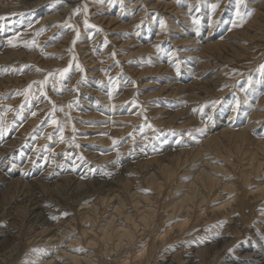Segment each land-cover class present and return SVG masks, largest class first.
Instances as JSON below:
<instances>
[{
  "label": "rangeland",
  "instance_id": "374dc122",
  "mask_svg": "<svg viewBox=\"0 0 264 264\" xmlns=\"http://www.w3.org/2000/svg\"><path fill=\"white\" fill-rule=\"evenodd\" d=\"M70 1L74 4H70ZM263 1L219 0L220 7L215 12L211 5L218 0H6L0 4V17H3L0 19V155L5 149L3 144L18 135L8 156L13 171L28 172L34 169L35 163H44L49 165L51 172L57 168L80 173L88 169L96 172L98 168H91L89 162L96 158L104 159L102 165L107 168L112 160L124 153L130 158L155 157L148 156L145 161L132 160L134 163L125 164V178L132 181L129 193H120L121 187L118 192H106V189L77 186L71 182L54 184L46 181L40 187L21 175H15V183L0 180V232L5 231L0 233V264H22L31 254L41 253L33 249L44 250L42 260L36 264H72L68 257L70 253L77 256L82 264H97L99 259L103 264H113L115 258H122L131 252L130 245L113 250V245L108 244L104 249L97 250L88 243L98 225H106L110 217H114V223L122 221V215L116 216L114 210L119 202L124 204L128 214L152 207L159 217L165 211V202L174 199L176 194L183 196L189 183L199 172L207 169L220 181L218 189L217 186L213 188L210 195L213 200L216 199L212 200L213 206L232 201L231 192L222 186L232 182L234 175L245 169L250 143L238 140L231 131L247 128L252 135L264 136V116H259V113H264V40H260V58L247 66L226 55L229 52L226 49L232 44H250L243 33L257 35L258 32L248 27L259 11L257 6ZM238 2L242 12L252 14L246 16L242 26L234 27L232 21L236 19L235 5ZM85 6L87 12L83 11ZM85 20L95 27L86 26ZM194 20H199V23H194ZM9 40H13L16 46L10 45ZM32 41L36 42L32 47H25V42ZM69 64V72L61 78L56 70L69 67ZM77 64L83 71L77 69ZM49 72L56 74L48 78L44 86L47 95L44 96L39 90L40 86L33 82L43 81ZM219 72H223L219 80L221 85L215 88H206V84L201 86L203 81ZM198 74L206 76L196 79ZM193 82L198 83L195 88L191 84ZM29 84H33V87L27 96L22 95ZM129 85L131 92L125 93L123 88ZM180 86L187 90L185 96H181ZM219 86L224 91L214 95L213 91ZM82 88L87 90L82 91ZM76 95L78 98H75ZM79 101H83V104ZM66 104L68 109H65ZM53 105L55 112L51 111ZM258 117L259 123L254 127ZM53 119L57 124H52ZM29 121L31 126L23 130L22 125ZM68 124H71L70 130L64 131L61 141L56 134H59L60 128L65 130ZM212 139L216 140L208 145ZM113 141L116 143L113 144ZM204 146L206 149H203ZM200 149L204 153L197 155ZM92 153L97 156L91 158ZM261 156L264 158V152ZM160 164L174 167V176L166 179L158 175L164 185L161 193L157 192V203L140 202L136 205L137 199L153 194L147 181L154 176V169L161 174L157 171ZM225 167L231 168L229 172ZM262 171L258 178H253L259 181L255 188L264 183V169ZM199 190L201 197L205 191ZM89 191L92 193L88 194ZM86 193L94 196L89 206L95 205L96 212H91L89 206L76 204ZM259 209L260 221L255 222L263 226L264 200L260 201ZM52 215L59 221H67L64 229L53 238L50 236L54 231L39 224L41 219L46 220ZM89 215L97 218L96 224L85 220ZM177 216L166 218L168 228ZM236 216L233 213L229 218L234 220ZM207 217H211L210 212ZM207 217L202 224L184 233L179 242L165 244L164 252L172 248L174 252H179L184 247L176 263L184 264V260H179L190 254L189 246L193 239L198 241L195 244H200L201 248L206 247L212 244L211 241H219L221 233L226 230L227 237L223 239L229 240V244L225 249L198 256L199 264H221L225 256L236 251H231L234 237L240 236L239 243L247 238L244 227L238 230V235L235 230L237 224H229L226 215L221 219L214 217L210 220ZM85 229L86 234L83 232ZM141 232L137 236L143 234ZM162 232L163 228L152 231L157 236ZM255 232L248 233L252 235ZM260 233L263 234L264 230L260 229ZM260 238L264 245V236L260 235ZM138 239L136 243L140 242L141 237ZM157 246L158 254L161 243H157Z\"/></svg>",
  "mask_w": 264,
  "mask_h": 264
},
{
  "label": "bare ground",
  "instance_id": "6f19581e",
  "mask_svg": "<svg viewBox=\"0 0 264 264\" xmlns=\"http://www.w3.org/2000/svg\"><path fill=\"white\" fill-rule=\"evenodd\" d=\"M6 0H0V4H3ZM26 1V0H25ZM36 1V0H35ZM65 1V0H64ZM41 2V1H40ZM81 2V1H80ZM141 2V1H140ZM74 2L70 1V4ZM69 4V5H70ZM65 6V5H64ZM66 7V6H65ZM258 13L254 17L253 21L249 23V30L252 28V31L258 32L257 35H251V33H243V37L247 38V40L250 41V44L243 46V45H238V44H232L227 47V51L229 49V52H226V55H229V57H233L236 59L237 62L243 63V66H247V64L251 63L252 61L256 60V58H260V40H264V1L260 3ZM16 8V7H15ZM42 9V8H41ZM74 9V8H73ZM77 8H75L76 10ZM175 9V8H174ZM59 11V10H58ZM67 11V10H66ZM168 11V10H167ZM175 11V10H174ZM177 13V12H176ZM192 13V12H191ZM199 14V13H198ZM26 15V14H25ZM53 15V14H52ZM65 15V14H64ZM50 18V17H48ZM47 18V19H48ZM55 18V17H54ZM194 18V17H193ZM10 20V19H9ZM13 23V22H12ZM45 24V23H44ZM2 25V24H1ZM5 25V24H4ZM27 25V24H26ZM75 25V24H74ZM32 26V25H31ZM247 28V31H249ZM3 30V29H1ZM9 31V30H8ZM11 31V30H10ZM16 31V30H15ZM19 31V30H18ZM25 31V30H24ZM33 31V30H32ZM17 32V31H16ZM166 33V32H165ZM251 35V36H250ZM165 36V35H164ZM242 36V35H241ZM159 37V36H158ZM10 38V37H9ZM175 39V38H174ZM6 40V39H5ZM1 41V40H0ZM3 41V40H2ZM22 41V40H21ZM263 43V42H262ZM261 43V44H262ZM5 44V43H4ZM181 48V47H180ZM195 47H193L194 49ZM264 48V47H263ZM6 50V47H5ZM110 50V49H109ZM3 51V50H2ZM1 51V52H2ZM178 53V52H177ZM180 53V52H179ZM2 53H0L1 55ZM86 55V54H85ZM4 58V57H3ZM97 58V57H96ZM181 59V58H180ZM110 60V59H109ZM260 60V59H259ZM98 61V60H97ZM181 61V60H180ZM231 61V60H230ZM86 62V61H85ZM134 62V61H133ZM84 63V62H83ZM176 63V62H175ZM93 64V63H92ZM186 64V63H185ZM86 65V64H85ZM140 65V64H139ZM165 69V68H164ZM164 69H161L162 71ZM186 70V69H185ZM261 70V69H259ZM93 71V70H92ZM116 71V70H115ZM114 71V72H115ZM168 71V70H167ZM134 72V71H133ZM190 72V71H189ZM120 74V73H119ZM132 74V73H131ZM129 75V74H128ZM223 72L217 73L216 76L209 77V79H206L201 83V86L206 84V88H209L210 86L215 88L218 87V84L221 82L219 80L222 79ZM124 76V75H123ZM127 76V75H125ZM132 76V75H131ZM206 76L205 74H198L195 76L196 79L198 78H203ZM128 77V76H127ZM190 77V76H189ZM235 77V76H234ZM125 78V77H124ZM191 78V77H190ZM247 78V77H246ZM56 79V78H55ZM121 79V78H120ZM128 79V78H127ZM132 79V78H131ZM250 79V78H249ZM123 80V79H122ZM133 80V79H132ZM121 81V80H120ZM130 81V80H129ZM197 81V80H196ZM220 82V83H219ZM73 83V82H72ZM125 83V82H124ZM133 83V82H131ZM193 84V88L196 87V84L198 85L197 82L191 83ZM222 84V83H221ZM220 84V85H221ZM81 86V85H80ZM91 87V86H90ZM117 87V85H116ZM178 87V84L176 85ZM184 86L179 87V91L183 93L181 96H185L187 94V90L184 88H181ZM220 87V86H219ZM58 88V87H57ZM104 88V87H103ZM225 88V87H224ZM61 89V88H60ZM85 89V88H84ZM82 88V91L84 90ZM94 89H96L94 87ZM99 89V88H98ZM125 93H130L131 92V86H126L123 88ZM223 88H217L214 92V95L216 94H222L221 92L224 91ZM229 89V87L227 88ZM87 90V89H85ZM119 90V89H118ZM122 90V89H121ZM214 90V89H212ZM251 90V89H250ZM67 91V89H66ZM133 91V90H132ZM221 91V92H220ZM54 92V91H53ZM86 92V91H85ZM95 91H90V93H94ZM109 92V91H108ZM244 92V91H243ZM63 93V92H62ZM54 94V93H53ZM88 94V92H86ZM70 95V94H69ZM85 95V93H84ZM63 96V95H62ZM87 96V95H86ZM91 96V95H90ZM128 96V95H127ZM126 96V97H127ZM169 95L167 94L166 97ZM64 97V96H63ZM191 99L194 98V96H190ZM229 97V96H228ZM75 98H78L76 95ZM103 99V98H102ZM65 100V99H64ZM99 100V99H98ZM168 100V99H167ZM218 100V99H217ZM101 101V100H100ZM39 102V101H38ZM37 102V103H38ZM81 104H83V101H79ZM97 102V101H96ZM162 102V101H161ZM47 103V102H46ZM101 103V102H100ZM109 103V102H108ZM159 103V102H158ZM151 104V103H150ZM168 104V103H167ZM71 105V104H70ZM158 105V104H157ZM166 105V104H165ZM169 105V104H168ZM79 106V104H78ZM68 105H65V109H68ZM114 107V105H113ZM146 107V106H145ZM161 107V106H160ZM222 107V106H221ZM36 108V107H34ZM83 108V107H82ZM143 108V107H142ZM148 108V107H147ZM167 108V107H166ZM166 108L164 110H166ZM15 111V110H14ZM53 111V110H51ZM146 111V110H145ZM13 112V111H12ZM66 112V111H65ZM76 112V111H75ZM160 112H163L160 111ZM11 113V112H10ZM79 113V112H78ZM9 115V114H8ZM31 115V114H30ZM29 115V116H30ZM14 116V115H13ZM20 116V115H19ZM259 116H264V113H259ZM1 118V117H0ZM20 119V118H19ZM259 117L256 121V124L253 125L254 127H257L259 123ZM1 121V120H0ZM12 121V120H11ZM65 121V120H64ZM158 122V121H157ZM248 125V124H247ZM19 126V125H18ZM30 121L25 124L23 127V130H27L30 127ZM71 124H68V127L66 129H63V134L65 133L64 131L70 130ZM12 128V127H11ZM161 128V127H160ZM5 129V128H4ZM10 131V130H9ZM144 131V130H143ZM166 131V130H165ZM27 132V131H25ZM168 132V131H167ZM232 133L235 134V137L238 140H241L243 143L249 142L250 143V153L248 152L247 158H248V163L245 167L244 170H242L240 173L235 174L233 177L232 182H228L227 184L223 185L222 188L227 189L229 192H231V196L233 200H228V202L223 203L224 205L221 206H213V198H211V193L213 191V188H215L217 185L220 184V181H218L211 172L207 169L206 171H201L198 173V175L195 177L192 183H189L187 186V191L186 193L182 196H177V194L174 196V199L169 200L168 202H165L164 204V213L161 214L158 217V213L155 208H143L139 210V213H131L128 214L125 210V206L122 202H119L118 206L116 207L115 210V215H122V221H119V223H114V217H110V222L106 221L107 219L104 220L106 221V225H98L96 228L95 232H93L90 241L88 245L92 247L93 249H104L103 247L105 245H113V250H119L121 247L124 246V248L127 245H130L131 252L127 253L124 257L122 258H115L116 260L113 262V264H154V263H161V264H175L176 259L178 258V255L182 253L184 250V247L182 251L179 252H174L172 249L164 252V246L166 243L169 242H174L180 239V237L190 231L191 229L197 227L198 225L202 224L204 221H206V217L208 216L209 212L211 214L210 220L214 217L216 218H223L225 215L228 217L227 221H229V224L235 223V230L237 234L240 229L244 227L245 230V237L246 239H242L241 243H239V237H234V240L232 243L233 248L232 250H236L235 252H230L227 256H225L221 264H264V245L261 241L260 235L264 236V233H260V229L264 230V225L260 226V201L264 200V183L259 185V187L255 188L258 186L259 181L256 180L254 181L253 178H258L261 171L264 169V158L261 156V153L264 152V136L261 137V135H252V133H249V129L247 128H239L235 132L231 131ZM224 133H227L225 131ZM257 133V132H256ZM16 134V133H15ZM35 135V134H34ZM56 137H60L61 133L56 134ZM154 135V134H153ZM161 135V134H160ZM170 135V134H169ZM264 135V134H263ZM75 136V135H73ZM164 136V135H163ZM19 137L18 135L13 136L12 140H9L8 142H5L3 144V148H5L2 152V155H0V180L3 181H8L9 183H15L17 180L14 179L15 175H21L25 179H29L30 183L33 185H41L44 182H61L63 183H68L71 182L73 184H76L77 186L80 185H90L91 187H95L101 190L106 189V192H110L113 190L114 192H118V188L121 187L122 191L120 193L128 192L129 193V188H131V180H127L125 178L124 173V168L126 167L125 164L128 165V162H131L132 160H135L136 162L145 161L149 157L155 158L150 155L145 156V158H142L140 156H135V157H129L124 154H120L118 157H116L114 160H112L107 168L103 167V160H100V158H96V160H90V167L91 168H98L96 169L97 171H91L90 169L84 170V172H76L73 170H68V169H62V168H57L56 171L51 172L49 169V165H45L44 163H35L34 164V169L31 171L29 170L28 172L24 171H13V165H11V158L8 157L11 153V147L13 148V144L16 142V138ZM55 137V138H56ZM23 138V137H22ZM28 139V138H27ZM47 139V138H46ZM58 140V139H57ZM133 140V139H132ZM216 139H212L211 142L208 144L210 145L212 142H214ZM3 141V140H2ZM45 141V140H44ZM4 142V141H3ZM16 144V143H15ZM18 145V144H17ZM62 145V144H61ZM24 146V145H23ZM51 146V145H50ZM66 146V145H65ZM131 146V145H130ZM156 146V145H155ZM27 147V146H26ZM159 147V146H158ZM2 148V149H3ZM49 148V147H48ZM69 148V147H68ZM149 148V147H148ZM159 149V148H158ZM164 149V148H163ZM162 149V150H163ZM203 149H206V146L203 147ZM18 150V149H17ZM25 150V149H24ZM51 150V149H50ZM75 150V149H74ZM80 150V149H79ZM161 150V149H159ZM1 151V150H0ZM53 151V150H52ZM142 151V150H141ZM151 151V150H150ZM49 152V151H48ZM80 152V151H79ZM137 152V151H136ZM144 152V151H143ZM148 152V151H147ZM157 152V149H156ZM160 152V151H159ZM88 153V152H87ZM154 153V152H151ZM165 153V152H164ZM179 153V152H178ZM201 153H204L202 149L199 150L197 155H201ZM8 154V155H7ZM33 154V153H31ZM89 154V153H88ZM131 154V153H130ZM148 154H150L148 152ZM7 155V156H6ZM46 155V154H45ZM49 155V154H48ZM61 155V154H60ZM67 155V154H66ZM69 155V154H68ZM138 155V154H137ZM155 155V154H154ZM165 155V154H164ZM187 155V154H185ZM97 154L92 153L91 158H95ZM5 157V158H4ZM43 157V156H42ZM45 157V156H44ZM88 158V157H87ZM178 158V157H177ZM15 159V158H14ZM45 159V158H44ZM81 159V158H80ZM187 159V158H186ZM39 160V159H38ZM63 160V159H61ZM71 160V159H70ZM43 161V160H42ZM59 161V160H58ZM183 161V160H182ZM206 161V160H205ZM204 161V162H205ZM39 162V161H38ZM81 162V161H80ZM133 162V161H132ZM177 162V161H176ZM60 163V162H59ZM134 163V162H133ZM189 164V163H188ZM33 165V164H32ZM88 165V164H87ZM124 165V166H123ZM205 165V164H204ZM212 165V164H211ZM57 166V165H56ZM70 166V165H69ZM77 166V164H76ZM160 167L157 168V171H160L161 174L156 172V169H154V176L149 177L150 179L147 181V185L151 187L153 194L151 196H142L141 198L137 199L136 205H138L140 202H145L146 204H155L158 201L157 198V192L161 193L162 187L164 183L162 184L159 180L160 177L158 175H161L165 177L166 179H170L174 176V167L170 165H159ZM177 166V165H176ZM179 166V165H178ZM87 167V166H86ZM85 167V169H86ZM89 167V168H90ZM131 167V166H130ZM214 167V166H213ZM233 167V166H232ZM51 168V167H50ZM53 168V167H52ZM66 168V167H65ZM152 168V167H149ZM178 168V167H177ZM222 168V167H221ZM226 171L229 172L227 167ZM235 168V167H234ZM127 169V168H126ZM181 169V168H180ZM82 170V169H81ZM178 170V169H177ZM188 170V169H187ZM223 170V168H222ZM53 171V170H52ZM94 172V174H91ZM263 172V171H262ZM20 177V178H22ZM228 177V176H227ZM194 178V177H193ZM191 178V180L193 179ZM179 179V178H178ZM219 179V178H218ZM232 179V178H231ZM230 179V180H231ZM220 180V179H219ZM21 181V180H20ZM144 181V180H143ZM183 181V180H182ZM185 181V180H184ZM188 181V180H187ZM145 182V181H144ZM181 183V182H180ZM184 183V182H183ZM188 183V182H186ZM23 184V182H22ZM49 184V183H48ZM145 184V183H144ZM26 185V183L24 184ZM52 185V184H51ZM168 185V184H167ZM184 185V184H183ZM182 185V186H183ZM251 185V187H250ZM76 186V188H77ZM181 186V187H182ZM30 187V186H29ZM35 187V186H34ZM33 187V189H34ZM38 187V188H40ZM84 187V186H83ZM145 188V187H144ZM202 189L205 191L201 197H199L198 193ZM23 189V188H22ZM73 189V187H72ZM173 189V187H172ZM218 189V186H217ZM255 189V190H254ZM78 190V189H76ZM82 190V187H81ZM85 190V189H84ZM90 190V188H89ZM170 190V188H169ZM224 190V189H223ZM24 191V190H23ZM22 191V192H23ZM79 191V190H78ZM87 191V190H86ZM93 191V190H92ZM176 191V190H175ZM76 192V191H75ZM101 192V191H100ZM104 192V194L106 193ZM113 192V193H114ZM139 192V191H138ZM185 192V191H184ZM217 192V191H216ZM83 193V192H82ZM92 192H88L90 194ZM78 194V193H77ZM87 193L82 195L81 198L78 199L76 204L78 206H89L91 199L94 198L91 197V195H88ZM102 194V195H104ZM108 194V193H107ZM138 194V193H136ZM156 194V195H155ZM21 195V194H20ZM100 195V194H99ZM110 195V194H109ZM218 195V194H216ZM76 196V195H75ZM98 195H96L97 197ZM117 196L118 193H117ZM140 196V195H139ZM173 196V195H172ZM213 197L215 194L212 195ZM225 196V195H224ZM80 197V195H79ZM120 197V196H119ZM161 197V196H160ZM221 197V195H220ZM223 197V196H222ZM229 197V196H228ZM227 197V198H228ZM40 198V197H39ZM74 198V197H73ZM110 198V197H109ZM113 198V197H112ZM136 198V197H134ZM138 198V197H137ZM224 198V197H223ZM226 198V196H225ZM42 199V198H41ZM96 199V198H95ZM111 199V198H110ZM222 199V198H221ZM216 200V199H214ZM213 200V201H214ZM96 201V200H95ZM94 201V202H95ZM98 201V200H97ZM104 202V201H103ZM106 202V201H105ZM93 203V202H92ZM97 203V202H95ZM39 204V203H38ZM102 205V202L100 203ZM117 204V203H116ZM40 205V204H39ZM108 205V204H107ZM95 206V205H94ZM94 206H89L88 208L90 209L91 212H96L94 209ZM98 206V205H96ZM131 206V205H130ZM99 207V206H98ZM143 207V206H141ZM36 208V207H35ZM100 208V207H99ZM114 208V207H113ZM131 208V207H130ZM42 209V208H41ZM48 209V208H47ZM105 209V208H104ZM163 209V207H162ZM74 210V209H73ZM76 210V209H75ZM81 209H78V211ZM100 210V209H99ZM129 210V209H128ZM161 210V209H160ZM58 211V210H57ZM89 211V210H88ZM135 211V210H134ZM181 211V212H180ZM35 212V211H34ZM37 212V211H36ZM41 212V211H40ZM51 212V211H50ZM77 212V211H75ZM82 212V211H81ZM87 213V211H85ZM84 212V213H85ZM111 212V211H110ZM181 213L179 216L178 213ZM42 213V212H41ZM54 213V212H53ZM78 213V212H77ZM114 213V212H113ZM233 213L237 214L235 219L229 218L231 214ZM43 214V213H42ZM55 214V213H54ZM58 214V213H57ZM110 214V213H108ZM75 215V214H74ZM77 215V214H76ZM81 215V214H80ZM79 215V216H80ZM86 215V214H85ZM100 215V214H97ZM102 215V213H101ZM100 215V216H101ZM43 216V215H42ZM68 216V215H67ZM96 216V215H95ZM103 216V215H102ZM112 216V215H111ZM174 216H177L174 223L170 224V228L166 225V218H173ZM55 217V219H53ZM64 217V216H63ZM73 217V216H72ZM98 217V216H97ZM40 218V217H39ZM43 218V217H42ZM76 218V217H75ZM81 218V217H80ZM109 218V217H108ZM117 218V217H116ZM233 218V217H232ZM257 218V219H256ZM264 218V217H263ZM7 219V218H6ZM41 219V218H40ZM97 219V218H96ZM96 219L92 216L89 215V217H86L85 220H89L91 224H96ZM118 219V218H117ZM34 220V219H33ZM36 220V219H35ZM66 220V219H65ZM102 220V218H101ZM100 220V221H101ZM209 220V219H208ZM255 220H258L255 222ZM30 221V220H29ZM74 221V220H73ZM231 221V222H230ZM37 222V221H36ZM67 222V221H65ZM65 222L59 221V218L56 216H51L47 217L46 220L41 219L40 220V225L45 227L50 228L47 230H52L54 233L50 237L53 238V236H57L58 232L61 229H64L63 226L65 225ZM76 222V219L75 221ZM79 222V221H78ZM103 222V223H104ZM105 222V223H106ZM109 222V223H108ZM222 222V221H221ZM69 223V222H68ZM104 223V224H105ZM126 223H129V226H126ZM206 223V222H205ZM226 223V222H224ZM223 223V224H224ZM12 224V223H11ZM75 224V223H74ZM73 224V225H74ZM98 224V223H97ZM101 224V223H100ZM228 224V225H229ZM38 225V224H37ZM70 225V223H69ZM247 225V227H246ZM39 226V225H38ZM40 226V227H41ZM211 226V225H210ZM230 226V225H229ZM81 227V225H80ZM94 227V226H92ZM204 227V226H203ZM224 227V226H223ZM262 227V228H261ZM39 228V227H38ZM54 228V229H52ZM72 228V227H71ZM89 228V227H88ZM163 228V234H158V236L153 232L156 230ZM230 228V227H229ZM139 229V231H138ZM233 229V228H232ZM257 230V233L254 231ZM1 230V229H0ZM45 230V231H47ZM88 230V229H87ZM234 230V231H235ZM239 230V231H238ZM37 231V230H36ZM83 230V232H85ZM142 231V232H141ZM230 231V229H229ZM228 231V232H229ZM233 231V230H232ZM231 231V232H232ZM5 232V231H4ZM0 232V233H4ZM12 232V231H11ZM141 232L143 234L137 236V234ZM221 232V231H220ZM226 230H224L221 233V236L219 237V241H211L212 244L206 247H202L200 244H195L196 241L193 239V243L189 246V253L186 258H182L179 261L184 260V264H199L198 262V256L204 255L210 252L218 251L222 248L225 249V246L228 245L229 240L223 239L226 236ZM248 232H255L254 234H250ZM88 233L90 231L88 230ZM87 233V234H88ZM200 233V232H198ZM208 233V232H207ZM248 233V234H247ZM46 234V233H45ZM60 234V233H59ZM86 234V232L84 233ZM195 234V233H194ZM214 234V233H213ZM7 235V233H6ZM65 235V234H64ZM156 235V236H155ZM193 235V234H192ZM209 235V234H208ZM206 236V235H205ZM234 236V235H233ZM49 237V236H47ZM49 237V238H50ZM76 237V236H75ZM140 242H137V239L140 238ZM189 237V236H188ZM227 237V236H226ZM194 238V237H193ZM47 239V238H46ZM203 239V238H202ZM213 239V238H212ZM43 240V239H42ZM61 240V239H60ZM139 240V239H138ZM207 240V239H206ZM231 240V239H230ZM249 240V241H248ZM47 241V240H46ZM76 241V240H75ZM80 241V240H79ZM179 242V240H178ZM157 243H161L160 250L158 251L157 254V249L159 248ZM228 243V244H227ZM74 244V243H73ZM72 244V245H73ZM207 244V243H206ZM80 245V244H79ZM86 245V244H85ZM126 245V246H125ZM188 246V245H187ZM204 246V245H202ZM108 247V246H107ZM112 247V246H111ZM230 247V246H229ZM83 248V247H81ZM87 248V247H86ZM128 249V248H127ZM125 249V250H127ZM178 249V248H177ZM111 250V251H113ZM129 250V249H128ZM127 250V251H128ZM176 250V248H175ZM188 250V249H187ZM91 251V250H90ZM108 253V250H106ZM79 252V251H78ZM92 252V251H91ZM105 252V250H104ZM102 252V253H104ZM37 253V252H36ZM58 255V253H55ZM66 254V253H65ZM105 254V253H104ZM113 254V253H112ZM43 252L40 254H34L29 257L28 260H24L22 264H36L40 262L43 258ZM46 255V254H45ZM69 259L71 260L72 264H82L77 256L73 255L72 253L68 254ZM218 255V254H216ZM108 256V255H107ZM117 256V255H116ZM87 257V256H86ZM90 257V256H89ZM119 257V256H118ZM162 257V258H161ZM211 257V256H210ZM222 257V256H221ZM161 258V259H159ZM202 258V257H201ZM206 258V257H205ZM209 258V257H208ZM98 259V258H96ZM186 259V260H185ZM87 260V259H86ZM107 260V259H106ZM22 261V260H21ZM88 261V260H87ZM91 261V260H89ZM97 264H103L104 262L101 261V259L97 260ZM212 261V259H211ZM95 262V261H94ZM93 262V263H94ZM219 262V261H218ZM110 263V262H109ZM210 263V262H209ZM215 263V262H214ZM20 264V263H19ZM178 264V263H176ZM180 264V263H179ZM216 264V263H215Z\"/></svg>",
  "mask_w": 264,
  "mask_h": 264
},
{
  "label": "snow or ice",
  "instance_id": "6c2138e0",
  "mask_svg": "<svg viewBox=\"0 0 264 264\" xmlns=\"http://www.w3.org/2000/svg\"><path fill=\"white\" fill-rule=\"evenodd\" d=\"M219 7H220L219 0H218L217 3H214V4L211 5V9L213 10V12H215V10L218 9ZM76 11H80V9H76ZM83 11L84 12H87L88 11V9H87L86 6L84 7ZM251 14H252L251 12H247V13L242 12L241 11V7H240V3L238 2L235 5V17H236V19H234L232 21L233 26L234 27H236V26H242L243 23H244V21H245L246 16H251ZM0 19H3V17H0ZM84 23H85L86 26L95 27L94 25H88V21L87 20H85ZM194 23H197L198 24L199 23V20H194ZM162 27H163V25H162ZM8 43L10 45H12L13 47L16 46L14 44L13 40H9ZM35 43H36L35 41H32L31 43L25 42V47H32V45L35 44ZM113 55H115V54L113 53ZM76 67H77V69L79 71H83V69L80 67L79 64H77ZM70 68H71V64H69V67L56 70V72H58L59 75H60V77L63 78L65 76V74H67L69 72ZM4 71H7V70L5 69ZM37 71H41V70L40 69H37ZM55 74H56L55 72H49L48 75L45 76V78H44L43 81H34L33 82V84H36V85H39L40 86V89L39 90H40V92H41L42 95H44V96L47 95L44 92V86L48 83V78L50 76H54ZM33 84H29L28 85V88L25 89L24 92L21 93V94L27 96L29 90L33 87ZM55 110H56L55 109V106L53 105V112H55ZM62 110L63 109H61V111ZM32 115L35 116L36 113L33 112ZM52 124H57V121L55 119H53L52 120ZM59 131L61 133L60 139H61V141H63V128H60ZM73 131H75V129H73ZM48 138L51 139V136H49ZM115 143H116V141H113V144H115ZM81 159H82V157H81ZM65 215H67V213H65ZM53 219H55V217H53ZM33 251L34 252H41L42 253L44 250L43 249H33Z\"/></svg>",
  "mask_w": 264,
  "mask_h": 264
}]
</instances>
